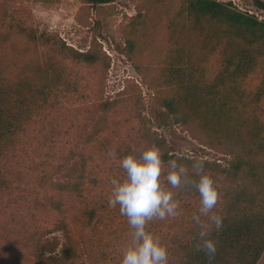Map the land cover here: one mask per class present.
<instances>
[{
  "label": "trees",
  "instance_id": "16d2710c",
  "mask_svg": "<svg viewBox=\"0 0 264 264\" xmlns=\"http://www.w3.org/2000/svg\"><path fill=\"white\" fill-rule=\"evenodd\" d=\"M83 1L91 6L115 2ZM251 1L257 10L264 12V0ZM144 30L141 21L130 27L129 53L136 50L134 37ZM167 32V56L152 84L154 91L168 93L161 99V107L174 124L196 127L204 137L205 146L223 157L209 162L175 155L165 148V139L152 131L150 120L141 115L139 137L148 146L159 147L167 171L169 159H178L190 175L193 161H204L205 172L212 177L219 193L212 212L222 218L223 225L216 229L208 224L207 217H200L202 223L208 224L209 238L216 244V253L209 259L197 249L201 228L193 216L199 211V194L191 185L172 189L165 178L161 180L164 186L179 201L178 215L154 219L150 231L167 248L168 264H264V22L231 3L179 0ZM26 37L36 47L49 44L50 39L32 32ZM212 58H217L216 67L212 66ZM72 59L83 64L92 62L90 56L76 52ZM3 61L0 63V205L5 198L11 201L14 190L20 191L18 186L13 187L8 167L12 153L26 143L36 118L78 92L75 86L66 84L68 76L59 68L54 55H46L41 62L38 59L18 64L13 60ZM101 106L104 112H109L108 104ZM129 153L140 155L127 148L120 157ZM88 166L82 160L64 181L53 185L59 199L51 203L63 214L55 222L54 231L62 232V237L44 239L46 253L50 255L45 257L47 264H75L83 256L82 247L79 249L66 220L69 207L63 203L65 200L80 205L73 223L81 234L87 228L94 231L99 210L109 206L105 195L97 196L104 180L96 167ZM51 233L54 232L50 230L48 234Z\"/></svg>",
  "mask_w": 264,
  "mask_h": 264
},
{
  "label": "rangeland",
  "instance_id": "374dc122",
  "mask_svg": "<svg viewBox=\"0 0 264 264\" xmlns=\"http://www.w3.org/2000/svg\"><path fill=\"white\" fill-rule=\"evenodd\" d=\"M217 1L264 22V12L251 0ZM178 5L179 0H115L93 6L83 0H0V63L41 62L54 55L68 76L66 84L78 90L37 117L26 143L12 153L8 170L13 187L20 191L14 190L11 201L5 198L0 205V264H47L45 257L50 255L44 239L62 237V232L54 231L63 214L51 203L59 199L53 185L64 181L82 160L89 169L97 168L104 180L97 196L105 195L109 201L111 179L123 177L120 154L127 148L141 153L148 146L139 137V115L150 120L152 131L175 155L209 162L223 157L205 146L196 127L171 121L160 103L168 93L154 91L152 85L167 56V24ZM140 21L145 30L134 37L136 50L129 53L130 27ZM31 32L49 36V44L36 47L26 37ZM74 52L90 56L92 62L74 61ZM103 104L109 105V112L102 110ZM166 171L163 165L162 174ZM63 203L69 207L66 220L83 251L75 264H120L130 229L119 206L100 209L95 230L87 228L81 234L73 223L80 205L68 199ZM153 223L148 230H153ZM50 230L54 233L48 234Z\"/></svg>",
  "mask_w": 264,
  "mask_h": 264
},
{
  "label": "clouds",
  "instance_id": "9594fccd",
  "mask_svg": "<svg viewBox=\"0 0 264 264\" xmlns=\"http://www.w3.org/2000/svg\"><path fill=\"white\" fill-rule=\"evenodd\" d=\"M165 161L159 147L147 146L139 156L129 153L119 159L122 178L111 179L110 207L119 206V212L127 218L130 239L122 249L120 264H168L167 248L147 225L154 219L165 220L178 215L179 201L175 193L161 181ZM166 183L172 189L182 185L193 186L200 197L198 214L193 221L200 226V243L197 249L211 259L216 253V244L210 237L208 224L220 229L223 220L212 210L217 205L219 193L212 177L205 172L204 161L192 163V174L178 159L167 161ZM207 217L208 224L200 217Z\"/></svg>",
  "mask_w": 264,
  "mask_h": 264
}]
</instances>
